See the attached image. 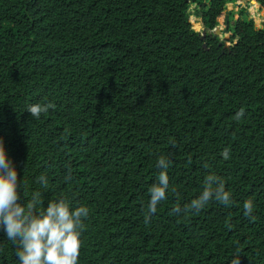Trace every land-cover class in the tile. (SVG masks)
<instances>
[{"label":"trees","instance_id":"1","mask_svg":"<svg viewBox=\"0 0 264 264\" xmlns=\"http://www.w3.org/2000/svg\"><path fill=\"white\" fill-rule=\"evenodd\" d=\"M231 1L0 0V137L21 203L89 208L79 264H264V27L241 9L225 47ZM160 157L169 192L146 224ZM209 173L232 203L182 211ZM15 252L0 233V264Z\"/></svg>","mask_w":264,"mask_h":264},{"label":"clouds","instance_id":"2","mask_svg":"<svg viewBox=\"0 0 264 264\" xmlns=\"http://www.w3.org/2000/svg\"><path fill=\"white\" fill-rule=\"evenodd\" d=\"M54 107L52 103H34L28 106L27 112L38 119L42 113ZM243 114L241 109L235 119H240ZM221 155L228 160L230 150L224 149ZM170 163L165 157L157 160V167L161 171L158 182L149 189L146 224L157 212L158 205L167 199ZM204 166L208 167L207 164ZM37 181L45 188L48 186L45 175L39 176ZM19 187L20 176L6 153L3 137H0V233L15 246L19 264H79L81 234L85 230L84 220L89 216V208L83 204L74 205L66 197L49 200L45 205L43 194L38 191L24 204L21 203ZM212 200L226 207L232 203L231 193L225 190L223 179L209 173L204 178L200 195L182 211L198 213ZM243 208L245 214L254 219L252 200H246ZM239 258V254H235L231 264H239Z\"/></svg>","mask_w":264,"mask_h":264},{"label":"rangeland","instance_id":"3","mask_svg":"<svg viewBox=\"0 0 264 264\" xmlns=\"http://www.w3.org/2000/svg\"><path fill=\"white\" fill-rule=\"evenodd\" d=\"M241 9L245 10L247 14L251 12L248 16L253 20L254 26L256 28L264 27V8L260 7V4L257 1L232 0L231 2L227 3V8L224 14L218 19V25L215 27V29L218 31L216 35L219 36L225 47L229 46V32L225 28L226 20L228 21L230 17L236 18L239 15V11ZM190 10H192V6H190ZM189 21L191 22V26L194 30L200 32L201 34L204 32V28L200 19L193 15L191 11L189 14Z\"/></svg>","mask_w":264,"mask_h":264},{"label":"water","instance_id":"4","mask_svg":"<svg viewBox=\"0 0 264 264\" xmlns=\"http://www.w3.org/2000/svg\"><path fill=\"white\" fill-rule=\"evenodd\" d=\"M229 11H230V10H229ZM250 19H251V18H250ZM226 22H227V20H226ZM225 28H226V27H225ZM226 30H227V29H226ZM213 31H214L215 34L218 33L217 29H215V28L213 29ZM203 34H204V33H202V35H203Z\"/></svg>","mask_w":264,"mask_h":264},{"label":"crops","instance_id":"5","mask_svg":"<svg viewBox=\"0 0 264 264\" xmlns=\"http://www.w3.org/2000/svg\"><path fill=\"white\" fill-rule=\"evenodd\" d=\"M247 13V12H246ZM251 12L248 13V15L250 14ZM250 18V17H249Z\"/></svg>","mask_w":264,"mask_h":264}]
</instances>
